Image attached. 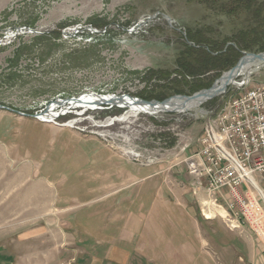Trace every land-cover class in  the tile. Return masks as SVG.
<instances>
[{"label": "rangeland", "instance_id": "obj_1", "mask_svg": "<svg viewBox=\"0 0 264 264\" xmlns=\"http://www.w3.org/2000/svg\"><path fill=\"white\" fill-rule=\"evenodd\" d=\"M217 6L190 0H0V264H94L107 251L94 244V224L116 196L164 186L165 192L204 195L200 211L208 197L205 190L193 192L189 160L201 146L207 119L236 86L201 104L199 112L78 107L54 123L37 115L57 99L169 98L176 90L188 96L195 85L210 88L245 54L264 52L253 45L239 51L226 71L182 74L177 60L183 44H190L187 33L227 47L232 43L226 41L259 20L254 11L226 14ZM246 81L247 88L263 82L264 67L236 82ZM242 190L254 224L231 228L223 212L208 207L210 215H221L209 221L264 260V206L247 185Z\"/></svg>", "mask_w": 264, "mask_h": 264}, {"label": "crops", "instance_id": "obj_2", "mask_svg": "<svg viewBox=\"0 0 264 264\" xmlns=\"http://www.w3.org/2000/svg\"><path fill=\"white\" fill-rule=\"evenodd\" d=\"M138 192L116 196L98 212L94 244L107 251L94 264H264L243 241L201 216L204 195L165 192L164 186Z\"/></svg>", "mask_w": 264, "mask_h": 264}, {"label": "built area", "instance_id": "obj_3", "mask_svg": "<svg viewBox=\"0 0 264 264\" xmlns=\"http://www.w3.org/2000/svg\"><path fill=\"white\" fill-rule=\"evenodd\" d=\"M248 85L249 81L235 85L238 91L207 119L201 146L188 166L193 192L205 190L208 197L200 208L201 216L205 220L220 217L219 213H209L210 209L219 210L231 228L237 229L255 221L253 206L242 190L244 185L264 206V81L250 88Z\"/></svg>", "mask_w": 264, "mask_h": 264}, {"label": "trees", "instance_id": "obj_4", "mask_svg": "<svg viewBox=\"0 0 264 264\" xmlns=\"http://www.w3.org/2000/svg\"><path fill=\"white\" fill-rule=\"evenodd\" d=\"M192 2H197L208 7L217 6L221 0H190ZM221 6V7H220ZM218 8L223 13L231 14L237 11H254V18H259L257 24L250 30H245L238 35L233 36L232 40L226 41L231 42L235 45L236 49L233 48L234 45L230 44L226 47L223 45H215L208 41H205L203 37L187 33L186 39L188 43L183 44V51L178 57V66L182 70L184 75H194L195 73L205 74L211 71H226L234 66L236 60L240 56L239 51H250L253 45H260L259 49L264 51V0H229L228 3H223V5H218ZM229 7V8H228ZM228 8V9H227ZM227 9V10H226ZM203 47H206L204 49ZM212 53H216L213 56ZM161 74V73H160ZM163 76V74H161ZM165 77V76H163ZM207 85L199 87L195 85L188 95H191L200 89L207 88ZM174 95H184L180 90H176L170 96ZM139 98L145 101H162L168 96L164 95H140ZM120 112V110H115Z\"/></svg>", "mask_w": 264, "mask_h": 264}, {"label": "bare ground", "instance_id": "obj_5", "mask_svg": "<svg viewBox=\"0 0 264 264\" xmlns=\"http://www.w3.org/2000/svg\"><path fill=\"white\" fill-rule=\"evenodd\" d=\"M259 68V62L257 60H253L252 58H244L239 63V66L231 73L225 76V79H229V82L233 85H237V78H243V80H246L252 73L256 72ZM224 83V79L220 80L219 82L215 83L214 90H217L220 88ZM201 95V94H200ZM103 98H99L96 94H91L85 97H79L76 99L71 100H58L50 103L46 110L37 115L38 120H41L43 122L48 123H54L58 116L63 115L64 113H68L71 109H76L78 107L84 109V110H95L99 107L103 106L101 102L104 101H111L112 96H102ZM114 101V100H113ZM172 104L163 107L160 104L156 103H150V104H144V103H137L134 102L131 99H128L126 97L122 99H118L115 101V104L117 106L124 107V109L131 112H142L146 114H156V113H165L166 110H179L183 113L187 111L194 110L196 112L198 111V107L196 102H185L180 101V99H174L171 101Z\"/></svg>", "mask_w": 264, "mask_h": 264}, {"label": "water", "instance_id": "obj_6", "mask_svg": "<svg viewBox=\"0 0 264 264\" xmlns=\"http://www.w3.org/2000/svg\"><path fill=\"white\" fill-rule=\"evenodd\" d=\"M165 18L168 22H170L168 17H165ZM247 57L252 58L253 60H257L259 62V68L257 70L264 67V52L259 53V54H245L233 68H231L228 72L224 73L215 82V83H217L220 80L224 79L223 85L220 88H218L217 90H214V86H215L214 85L215 83H214L210 88L200 90V91H198L192 95H188V96L187 95H174V96L166 98L162 101H156V100L145 101V100H142L139 98L130 97L128 95H112L113 98L111 101H104V102H101V104H103V106H106V107H115L118 109H124V107L117 106L115 104V101L118 99H122V98L126 97L128 99L133 100L134 102H137V103H144V104L156 103V104L162 105L163 107H166V106L172 104L171 101H173L174 99H180V101H182V102H185L186 100H187V102H196L197 106H199V105H201L207 101H210V100H212L218 96H222L231 86H235V85L231 84V82H229V79H225V76L228 74H231L239 66V63L241 62V60L244 58H247ZM98 97L103 98L100 95H98ZM72 99H75V98H72ZM101 107L98 109H101ZM0 108L3 109V107H1V106H0ZM168 112L178 113V112H182V111H179V110H173V111L166 110L165 111V113H168Z\"/></svg>", "mask_w": 264, "mask_h": 264}]
</instances>
